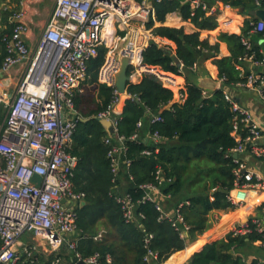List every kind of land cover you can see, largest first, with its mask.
Returning <instances> with one entry per match:
<instances>
[{
	"label": "trees",
	"instance_id": "obj_1",
	"mask_svg": "<svg viewBox=\"0 0 264 264\" xmlns=\"http://www.w3.org/2000/svg\"><path fill=\"white\" fill-rule=\"evenodd\" d=\"M133 1L140 3L142 0ZM255 1L221 0L222 4L233 9H264V0H260L259 6ZM3 2L0 0V6ZM151 4L155 19H150L146 27L151 29L153 36L173 43L174 48L150 41L143 52V62L157 66L166 73L184 75L185 100L167 107L173 100V91L148 76H144L139 83L127 86L126 94L130 98L125 102L117 125V136L122 138L125 151L120 156L121 164L113 182L108 157L110 145L105 143L109 135L97 119V115L106 109L112 99V89L97 80L105 55V49L100 48L97 57L88 62L86 79L73 92L79 120L68 152L78 159L72 179L73 188L85 196L83 205L75 207V250L62 247L56 254L35 251L28 256L22 253L17 264H55L56 259H59L57 264H76V253L81 259L96 256L99 264H147L144 258L148 250L157 256L153 264H163L171 255L184 250L213 227L215 220L212 212L235 209L228 199L229 193H224L235 188L236 180L234 170L237 164L230 155L236 146L231 136L233 114L222 91L205 97L193 79L198 76L201 63L216 58L220 43H224L230 55L214 59L218 77L226 79V87L244 82L235 63L248 53L241 43V37L249 36L251 26L246 21L240 35L222 33L216 42H212L209 35H201L200 31L187 34L183 27L163 26L168 14L177 13L182 20L190 21L199 30L215 28V18L205 16L201 9H195L191 1L153 0ZM2 12L0 64L5 56L3 39L12 28L8 22L10 13ZM252 21L256 22L257 19L253 18ZM155 23L160 25L155 26ZM255 35L262 36L261 33ZM252 49L256 59L260 60L263 55L256 43H252ZM247 74L249 72L244 73ZM148 114L161 118L148 125L151 136L155 132L160 136L157 143L148 144L136 127ZM2 118L0 115V120ZM136 133L137 139L132 140ZM114 141L112 139L113 144ZM145 150L151 153L144 155ZM126 159L130 161L128 166L123 163ZM157 168L162 169L164 177L172 179L162 188V193L170 195L176 203L184 201L181 214L188 229L183 237L172 226L170 218H160V212L156 209L159 200L142 201L144 190L141 187L155 182ZM119 195L129 196L134 219L124 217L123 209L116 200ZM249 229L250 232L245 235L235 236L229 232L223 239L206 244L186 264H244L240 256L230 251L261 239L256 225L250 223ZM102 231V238L94 240ZM147 235L152 236L148 245L145 244Z\"/></svg>",
	"mask_w": 264,
	"mask_h": 264
},
{
	"label": "built area",
	"instance_id": "obj_2",
	"mask_svg": "<svg viewBox=\"0 0 264 264\" xmlns=\"http://www.w3.org/2000/svg\"><path fill=\"white\" fill-rule=\"evenodd\" d=\"M189 1L195 9L210 14L216 10L215 6L209 7L205 0ZM214 2L216 7H230L222 4L221 0ZM255 4L259 6L260 0H256ZM242 15L251 26L249 34L261 33L260 43H264V22L259 19L252 21L254 17L246 10ZM24 17L23 8L10 13L8 22L12 28L3 39L5 56L0 64V78L14 67L25 65L15 92L10 95L0 90V115L3 117L0 120V264H17L22 253L28 256L34 251L56 254L62 247L75 250V207L84 201L85 196L73 188L72 179L78 159L68 152L79 120L73 92L86 79L88 62L97 57L100 48L105 49V55L97 80L112 89V99L97 118L110 121L115 130L114 136L105 139V143L110 145L108 157L113 182L121 164L120 156L125 151L122 138L117 136L122 113L118 106L122 94L115 83L121 59L126 57L129 60L130 80L127 86L137 83L144 76H154L161 79L164 87L172 91L178 88L174 79L159 67L143 62V52L150 41L167 46L146 27L150 19H155L154 8L148 0L140 3L133 0H56L34 51L29 49L25 40L28 28ZM241 43L248 53L238 59L235 68L245 81L235 86L253 91L264 104V74L250 72L244 75L239 66L242 61L264 65V55L260 60L256 59L252 42L247 36L241 37ZM216 80L217 91H222L233 114L231 136L236 146L230 155L237 164L234 170L235 189L262 187V178L249 170L239 157L248 153L264 163V134L249 112L230 95L225 86L226 79L219 77ZM203 95L207 97L204 91ZM185 97L184 90L178 89L177 103H183ZM160 120L159 115L151 118L152 123ZM141 126L139 121L136 127L140 129ZM137 137L136 133L131 139ZM159 140L158 133H153L151 142ZM150 153L143 151L144 155ZM234 154L237 158H233ZM123 163L128 166L130 161L126 159ZM34 174L41 177L39 186L31 183ZM154 180V183L141 187L144 190L143 202L170 198V195L162 193V188L172 179L164 177L162 169L157 168ZM244 197L228 194L235 207L241 206ZM63 200L66 202L63 203ZM116 200L123 209L124 217L134 219L129 196L119 195ZM183 204L179 203L171 215L164 212L160 203L156 205L160 218H170L181 237L188 229L181 214ZM256 230L261 234L259 243L264 247V226L260 221L256 222ZM231 232L237 236L249 233L250 229L248 226L235 227ZM24 235L30 237V245L22 246ZM102 235L103 231L94 240H100ZM151 238V235L146 236V245ZM75 258L76 262L83 260L86 264H99L96 256L81 259L76 253ZM156 259L157 256L148 250L144 261L153 264ZM58 262L59 259H56L55 264Z\"/></svg>",
	"mask_w": 264,
	"mask_h": 264
},
{
	"label": "crops",
	"instance_id": "obj_3",
	"mask_svg": "<svg viewBox=\"0 0 264 264\" xmlns=\"http://www.w3.org/2000/svg\"><path fill=\"white\" fill-rule=\"evenodd\" d=\"M205 1L209 7L215 6L216 8L213 14L204 12L205 16L214 17L216 20V26L212 30H199L190 21L182 20L177 13L168 14L165 18L163 26L174 28L183 27L185 33L187 34L200 31L201 35H209L212 42H216L218 36L222 33L236 35L241 34L246 22L242 15L244 12L240 13L238 9H233L231 7L228 9L224 7H216L217 5L214 0ZM55 3L56 0H4L0 8L2 11L5 8H8L5 10L8 13L23 8L25 11L24 22L28 28L25 40L29 49L34 51ZM2 11L0 12V18L4 14ZM225 21H230V23ZM159 25V23H155V26ZM2 27L6 26L2 25ZM247 37L252 43H256L258 45L261 53L264 55V43H260L262 37H258L255 34H249ZM161 40L164 41V45L170 46L171 48L174 47L173 43L165 39ZM229 55L227 46L224 43H220L217 57L207 59L199 66V77L203 73L217 82L216 79L219 77L217 67L214 64V59H220ZM239 66L243 69L244 73L254 72L264 74V65L257 66L249 61H242L239 62ZM24 70L25 65H19L14 67L7 75L0 78V90L7 92L10 95L13 94ZM168 76L172 77L174 81L176 80L175 83L178 85V88L173 90V100L167 106L170 107L171 104L177 103L178 89L185 90L186 83L184 75L176 76L168 73ZM140 81L141 79L137 81V83ZM227 89L230 95L234 98L235 102L248 111L252 120L259 124L262 133L264 134V104L259 101L256 94L249 89L236 87L235 85L227 87ZM152 116L154 115L148 114L145 120L142 121V126L140 128V135L146 141H151L148 125L151 123ZM239 158L246 163L249 170L258 174L264 183V163L261 160L250 156L248 153L241 155ZM229 195L240 198L245 196L241 206L235 207V209L231 211L212 212L211 216L215 220L213 227L200 235L195 241L188 244L184 250L171 255L165 262L166 264H186L194 253L200 251L206 244L223 239L225 235L231 232L235 227H249L250 223L256 225V222L258 221H260L264 226V219L262 218V216H264V184L262 187H244L242 190L234 188L231 192H229ZM158 200L162 205L164 212L169 215L172 214L179 203L184 202L181 201L176 203L171 198H159ZM21 241L22 246L31 244L29 236H25L21 239ZM231 251L233 253H231ZM231 251V254L240 256L244 264H264V247L259 243V241H255L245 247L237 248L236 250ZM169 261L173 263H169Z\"/></svg>",
	"mask_w": 264,
	"mask_h": 264
},
{
	"label": "water",
	"instance_id": "obj_4",
	"mask_svg": "<svg viewBox=\"0 0 264 264\" xmlns=\"http://www.w3.org/2000/svg\"><path fill=\"white\" fill-rule=\"evenodd\" d=\"M152 1L153 0H148L149 3H151ZM238 11L240 13H243L245 11V9L239 8ZM248 13L251 17H254V18L259 19V20L264 22V9L251 10V11H248ZM166 51L171 53V50H169V49H167ZM128 70H129V60L126 57L122 58L120 69L116 75V83H115V86H116L118 92L120 94H122L121 101H120V104L118 106V109L121 111H123L126 100L129 99V96L126 95L127 84L130 80V78L128 76ZM150 78L152 81L163 86V82L161 81V79L154 77V76H151ZM193 81L199 88H201L205 92V95L207 97L211 96L213 93H215L217 91V82L215 80L211 79L209 76L204 75L203 73L200 75V77H199V75L197 77H194ZM98 120L100 121L102 126L105 128V130L109 136L112 137L115 135V130H114L110 121H108L106 119H98ZM147 142H148V144L152 143L150 140H148ZM233 158H237V155L234 154ZM40 181H41V177L34 174L32 179H31V183L34 184L35 186H39ZM224 193L228 194L229 192L224 191ZM62 202L65 203L66 200H63ZM80 205H83V202L80 203ZM262 218L264 219V216H262ZM231 253H233V252L231 251ZM76 264H86V263L83 260H79L76 262Z\"/></svg>",
	"mask_w": 264,
	"mask_h": 264
},
{
	"label": "rangeland",
	"instance_id": "obj_5",
	"mask_svg": "<svg viewBox=\"0 0 264 264\" xmlns=\"http://www.w3.org/2000/svg\"><path fill=\"white\" fill-rule=\"evenodd\" d=\"M172 48H174V47H172ZM166 73V72H165ZM167 75H168V73H166ZM25 236H27V235H24L22 238H24ZM35 252V251H34ZM37 252V251H36Z\"/></svg>",
	"mask_w": 264,
	"mask_h": 264
},
{
	"label": "bare ground",
	"instance_id": "obj_6",
	"mask_svg": "<svg viewBox=\"0 0 264 264\" xmlns=\"http://www.w3.org/2000/svg\"><path fill=\"white\" fill-rule=\"evenodd\" d=\"M176 81V80H175ZM166 264V263H165Z\"/></svg>",
	"mask_w": 264,
	"mask_h": 264
}]
</instances>
